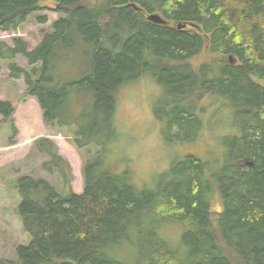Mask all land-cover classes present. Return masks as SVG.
I'll return each instance as SVG.
<instances>
[{
    "label": "trees",
    "instance_id": "16d2710c",
    "mask_svg": "<svg viewBox=\"0 0 264 264\" xmlns=\"http://www.w3.org/2000/svg\"><path fill=\"white\" fill-rule=\"evenodd\" d=\"M43 1L0 0V29L16 30ZM52 1L61 15L33 48L21 37L0 41V70L22 77L45 125L70 138L83 188L72 190L57 145L35 139L42 168L66 192L28 173L14 180L29 240L0 264H264V0ZM202 51L209 57L195 66ZM144 74L162 87L154 116L170 143L202 139L206 94L233 110L238 131L223 138L220 165L187 151L154 188L137 187L129 165L116 168L117 92ZM14 111L0 101L13 133Z\"/></svg>",
    "mask_w": 264,
    "mask_h": 264
},
{
    "label": "rangeland",
    "instance_id": "374dc122",
    "mask_svg": "<svg viewBox=\"0 0 264 264\" xmlns=\"http://www.w3.org/2000/svg\"><path fill=\"white\" fill-rule=\"evenodd\" d=\"M42 3L45 8L29 16L16 30L0 29V41L11 45L14 37H21L33 48L41 40L43 32L50 29L51 22L61 15L54 10L52 0ZM43 16L46 21L39 22ZM208 57V51H202L192 59V63L196 66ZM15 60L23 67L27 66L21 55H16ZM162 93V87L150 74H144L136 81L123 85L117 92L115 121L121 134L119 139L111 143L109 158L115 161L116 168L129 165L139 188H154L171 162L190 150L197 151L203 156L201 158L210 163L212 161L213 167H217L223 162L225 154L223 138L238 131L233 110L219 97L206 94L199 101L204 107L202 139L195 143H170L162 135L161 123L153 114ZM0 101H8L15 108L11 121L15 133L0 114V256L11 259L15 247L29 240L16 212L19 196L13 186L14 180L28 173L46 178L66 192L60 182L42 168L41 163L45 158L34 152V140L47 137L56 143L59 153L71 164L70 186L78 194L82 192L83 186L82 159L64 131L45 125L37 101L25 94L23 78L11 77L4 63L0 70ZM62 142L65 146L63 148ZM219 206V199L214 197L212 208L218 209ZM166 231L167 236L173 238L178 233V227L171 225ZM171 242L174 245V241Z\"/></svg>",
    "mask_w": 264,
    "mask_h": 264
},
{
    "label": "water",
    "instance_id": "95a60500",
    "mask_svg": "<svg viewBox=\"0 0 264 264\" xmlns=\"http://www.w3.org/2000/svg\"><path fill=\"white\" fill-rule=\"evenodd\" d=\"M148 19L151 20L152 22H155V23H164V20H163V19L160 17V15L157 14V13L149 14ZM179 27H180V25H178V28H179ZM231 58H232V57L229 56V60H230V61L232 60ZM244 163H245V164H248V165H251V164H252V162H250L248 158H246V159L244 160Z\"/></svg>",
    "mask_w": 264,
    "mask_h": 264
},
{
    "label": "bare ground",
    "instance_id": "6f19581e",
    "mask_svg": "<svg viewBox=\"0 0 264 264\" xmlns=\"http://www.w3.org/2000/svg\"><path fill=\"white\" fill-rule=\"evenodd\" d=\"M151 14H152V13H151ZM63 147H65V146H64V142L61 143V148H63Z\"/></svg>",
    "mask_w": 264,
    "mask_h": 264
}]
</instances>
